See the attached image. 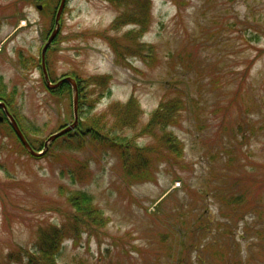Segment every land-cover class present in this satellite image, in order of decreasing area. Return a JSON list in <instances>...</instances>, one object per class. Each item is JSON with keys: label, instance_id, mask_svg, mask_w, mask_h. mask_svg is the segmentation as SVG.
Instances as JSON below:
<instances>
[{"label": "rangeland", "instance_id": "rangeland-1", "mask_svg": "<svg viewBox=\"0 0 264 264\" xmlns=\"http://www.w3.org/2000/svg\"><path fill=\"white\" fill-rule=\"evenodd\" d=\"M59 1L0 0V88L36 152L74 115L72 91L52 95L41 71ZM112 43L141 53L126 65ZM44 58L52 81L97 78L86 87L95 102L40 157L0 125V264L51 262L61 228L52 264H264V0H66ZM177 100L176 124L138 134L160 102ZM122 111L135 126L114 129ZM87 130L152 149L124 160ZM166 135L184 144L180 156L158 141ZM158 151L153 180L126 178L124 164ZM70 197L89 198L105 222Z\"/></svg>", "mask_w": 264, "mask_h": 264}, {"label": "trees", "instance_id": "trees-1", "mask_svg": "<svg viewBox=\"0 0 264 264\" xmlns=\"http://www.w3.org/2000/svg\"><path fill=\"white\" fill-rule=\"evenodd\" d=\"M51 1V0H47V3ZM113 1V0H111ZM134 20L132 18L129 17V15L126 14H122L121 16H119L117 20H119L121 22V20L126 21V20ZM135 21L137 23H139L140 25H142L143 28H145V26L148 24L147 20H142V19H135ZM113 48L114 51L116 53V57L117 59H125L124 61H126V65H129L128 59L127 57H131L133 55H136L138 53H141L139 51H137V47L134 46V48H131L129 51H131V53L134 54H130V55H126L123 54L121 52V49H119V45H115L113 44ZM141 45V44H140ZM142 46V45H141ZM137 52V53H136ZM20 56V55H19ZM145 57V56H143ZM152 59V56L149 57H145L143 58L144 63L150 62ZM119 60V61H120ZM21 64L24 65V60L21 59ZM75 79L77 82V87H78V93H79V113H81L83 111V108L85 107L84 103L86 105H94V98H92V96L87 95L86 92V87L89 83V81H96L97 78L94 77H87V78H77L76 75ZM49 92L52 95H57V96H66V97H70V95H68L70 93V86L68 83H62L60 84L58 87L49 90ZM13 92H9L3 88H0V99L4 100L5 103L7 104L9 110L12 112V114L14 115L16 121L18 122L20 128L22 129V131L24 132V129L21 126V120H20V110L19 108H17V106L15 105V103L13 102V96H12ZM129 106L132 104H136V109L139 112V106H137V102L135 101V99L131 98L129 100L128 103ZM125 104V105H126ZM128 106V107H129ZM120 106H112L111 108H117ZM182 107V105L180 104V102H178V100L176 102H174L173 106H169L168 102L162 101L160 102V104L157 106L156 109H154V111L151 113V116L149 118V120L147 121V123L145 124V126H143V128H141V130L139 131V135H144L145 133L147 134H153L154 130L156 128H160V129H164L165 126L167 125H173L177 123V119H176V115H177V110H179ZM131 114V115H130ZM127 113L125 111H122L121 115L118 114L117 120L114 123V125L117 126H113L114 129L118 128L119 126L123 125V126H135L136 125V120L134 119V115L132 112ZM115 117V114H113ZM94 128V130H96V128L94 126H92ZM6 132H12V129H10V127L6 126ZM4 129V128H3ZM3 129L1 131H3ZM73 133L75 134V131H70L65 133L63 136L67 137L68 135H73ZM85 133L89 134L91 136L92 141H97L98 146L100 147L101 151H108L111 149H115V151H117V153L119 154L118 156H122V159L126 160V157L128 156L129 159L131 158V153L135 152V155H139L141 153V151H145V152H149L150 149H152L151 147H144L143 149H140L138 147H136L135 143L133 141H131L130 139L127 140H123L121 142H118V145L114 142L109 140V138H104V136H98L96 134V132L92 131V130H87L85 131ZM25 134V133H24ZM26 135V134H25ZM84 136V135H83ZM79 137V140L77 142L78 147L81 148L82 146H84L86 139L84 137ZM174 136V135H173ZM175 136L174 138L170 135H166V136H161L159 138V142H163L164 141V148H169V150L172 151V153L175 156H180L182 153V149L184 144L175 141ZM67 139V138H65ZM174 139V140H173ZM168 141V142H165ZM173 140V141H172ZM118 146V147H117ZM116 147V148H115ZM24 148V147H23ZM25 149V148H24ZM156 150V149H155ZM26 151V150H25ZM53 152V151H52ZM55 154V153H54ZM157 156H153L151 155H147L146 157H144V159L141 162L138 163H134V164H124L123 169L125 170L124 174L126 176V178L128 180H153L155 178V172L156 169L158 167V164L160 163V161L164 158L163 153H160L158 151ZM120 156V157H121ZM173 156V157H175ZM159 162V163H158ZM158 163V164H157ZM70 201L73 205V207L80 213L85 214L88 217H96L93 216L94 213L96 212L95 209L92 208V206L89 203V198H74V197H70ZM90 220V219H89ZM100 221L102 222V224L105 222V220L103 218H94V222ZM57 234V243L54 246L55 243H51V245L49 247H52V245L54 246V248L51 250V259L52 261L48 262L45 260H40V261H36V257H32V255L30 257H28L27 263L26 264H52L53 263V258L55 259V257L58 255V253L60 252L61 246H62V242L61 240L63 238H65V230L64 228L58 229ZM80 232L81 230H78V228L74 231V235L76 238H80ZM78 239H74V241H77ZM40 248L41 251L44 252V247L43 245L40 244Z\"/></svg>", "mask_w": 264, "mask_h": 264}, {"label": "water", "instance_id": "water-1", "mask_svg": "<svg viewBox=\"0 0 264 264\" xmlns=\"http://www.w3.org/2000/svg\"><path fill=\"white\" fill-rule=\"evenodd\" d=\"M64 2H65V0H61L60 1L59 7L57 9L56 16H55V27L52 30L51 34L49 35L48 39L46 40L45 44L42 47V50H41V61H42V66H43L44 78H45V81H46V84H47L48 88H55L59 84H61L63 82H68L71 85L74 117H73V121L69 125L65 126L61 130H59V131H57L55 133H52L51 135L48 136L47 140L45 141V149L47 148V145L52 140H54L55 138H57L58 136H60V135H62L64 133H66L67 131L73 129L78 124V112H77V109H78V90H77L76 81L74 80V78H72L70 76H65V77L59 79L57 82L52 83L48 79V75H47L46 69L44 67V55H45L46 49L51 44L52 40L54 39L55 35L58 32V29H59V18H60V15H61V12H62V9H63V6H64ZM0 107L2 108V110H3L4 114L6 115V117L8 118V120H9L11 126L13 127L16 135L19 137L20 141L25 146V148L29 151V153H31L32 155H35V156L40 155L41 153H43V152H36L30 147L28 141L26 140V138L24 137L22 131L20 130L16 120L14 119L12 114L8 111V109H7V107H6L4 102L0 101ZM2 119H3V117L0 116V120H2Z\"/></svg>", "mask_w": 264, "mask_h": 264}, {"label": "flooded vegetation", "instance_id": "flooded-vegetation-1", "mask_svg": "<svg viewBox=\"0 0 264 264\" xmlns=\"http://www.w3.org/2000/svg\"><path fill=\"white\" fill-rule=\"evenodd\" d=\"M1 115H2V113L0 112V116H1ZM4 121H5V119H4V120H2V121H0V125H1V126H3V125H4V123H5Z\"/></svg>", "mask_w": 264, "mask_h": 264}]
</instances>
